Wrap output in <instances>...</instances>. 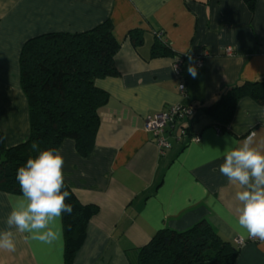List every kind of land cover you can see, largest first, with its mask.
<instances>
[{"label":"crops","instance_id":"1","mask_svg":"<svg viewBox=\"0 0 264 264\" xmlns=\"http://www.w3.org/2000/svg\"><path fill=\"white\" fill-rule=\"evenodd\" d=\"M107 19L119 43V74L95 81L108 100L98 111L94 146L87 156L70 139L58 147L66 185L80 202L98 207L73 264H132L157 230L182 231L202 219L224 240H244L233 264H264V241L250 240L235 224L239 187L219 171L226 138L242 141L255 133V146L264 147V105L241 98L221 132L211 117L193 109L241 82L264 81V0H252L251 7L246 0H0V132L6 147L29 135L19 79L24 43L49 32L86 31ZM133 30L141 33L137 45L129 38ZM158 31L169 52L152 56ZM179 54L185 59L175 76ZM190 63L195 78L187 71ZM175 104L193 109L177 125L200 139L170 136L162 153L153 133L144 130L145 120ZM20 195L0 191V230L9 198ZM60 224L62 237L52 244L15 232L16 250H0V264H64Z\"/></svg>","mask_w":264,"mask_h":264},{"label":"trees","instance_id":"2","mask_svg":"<svg viewBox=\"0 0 264 264\" xmlns=\"http://www.w3.org/2000/svg\"><path fill=\"white\" fill-rule=\"evenodd\" d=\"M246 2L252 6V0ZM140 36L139 31L129 32L134 45L141 42ZM168 48L157 38L151 55L166 54ZM118 49L108 19L86 31L49 32L24 43L19 54V79L27 100L29 135L24 142L6 147L0 132V191L22 194L16 181L17 169L38 155V150L58 149L62 141L70 139L81 156L91 152L100 124L98 111L108 100V94L96 87L95 81L119 74L114 61ZM178 57L185 59L184 55ZM244 97L264 105V81L241 82L225 90L214 102L195 104L193 109L211 117L221 132L227 129L237 102ZM183 127L188 136L193 135L187 126ZM33 144L38 148L34 149ZM62 190L70 192L66 203L73 206L72 214L64 213L61 220L64 264H73L86 226L98 207L80 202L67 185ZM238 251L236 244L224 240L202 219L182 231L157 230L137 249L132 264H233Z\"/></svg>","mask_w":264,"mask_h":264},{"label":"clouds","instance_id":"3","mask_svg":"<svg viewBox=\"0 0 264 264\" xmlns=\"http://www.w3.org/2000/svg\"><path fill=\"white\" fill-rule=\"evenodd\" d=\"M189 60L192 57L189 56ZM188 73L195 78L197 69L191 63ZM255 133L242 141L226 138L220 173L230 184L238 185L235 193L240 202L235 224L249 238L264 241V147L254 144ZM37 149L38 146L33 144ZM64 158L57 148L38 150L16 172L22 195L10 197L11 210L6 227L0 230V250L15 252V232L25 233L26 241L52 244L62 237L60 221L71 215L73 206L66 203L70 192L63 174Z\"/></svg>","mask_w":264,"mask_h":264},{"label":"built area","instance_id":"4","mask_svg":"<svg viewBox=\"0 0 264 264\" xmlns=\"http://www.w3.org/2000/svg\"><path fill=\"white\" fill-rule=\"evenodd\" d=\"M162 32L158 31L156 33L157 38H161ZM226 54H231V48L227 47L225 49ZM182 63L183 59L177 58L173 64V72L175 76H180L182 73ZM197 64H201V60H196ZM178 90L180 94H184L185 84L181 81L178 84ZM192 113V110L189 106L183 104L171 105L163 111H160L153 116L148 117L145 120L144 130L147 132L153 133L156 138V144L159 147L160 151L163 153L165 149L171 146L168 141V137L173 136L177 141H181L187 135L186 129L183 126H178L177 124L181 121L188 118ZM191 141H198L200 137L198 134H193L189 137ZM252 240L253 238H249ZM244 240L238 238L235 240L236 245H242Z\"/></svg>","mask_w":264,"mask_h":264}]
</instances>
